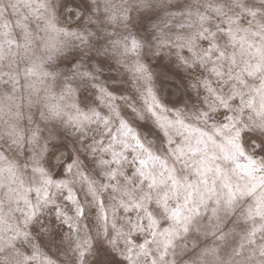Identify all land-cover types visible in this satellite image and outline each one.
Wrapping results in <instances>:
<instances>
[{
  "label": "snow or ice",
  "instance_id": "snow-or-ice-1",
  "mask_svg": "<svg viewBox=\"0 0 264 264\" xmlns=\"http://www.w3.org/2000/svg\"><path fill=\"white\" fill-rule=\"evenodd\" d=\"M0 264H264V0H0Z\"/></svg>",
  "mask_w": 264,
  "mask_h": 264
}]
</instances>
